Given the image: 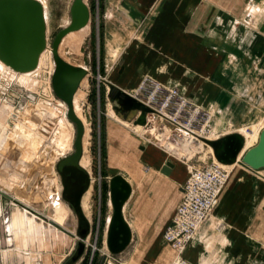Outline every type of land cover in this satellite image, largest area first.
Instances as JSON below:
<instances>
[{"label":"rangeland","instance_id":"1","mask_svg":"<svg viewBox=\"0 0 264 264\" xmlns=\"http://www.w3.org/2000/svg\"><path fill=\"white\" fill-rule=\"evenodd\" d=\"M36 1L41 4L46 17L45 51L48 58L28 81L5 79L0 75V190L6 188L7 192L4 194L7 197L2 200V216L11 213L9 202L18 207L19 202L32 208L41 205L38 211L35 210L36 214L46 218L52 209L51 202L60 201L70 209L77 228L72 208L60 197L61 184L55 171L56 162L74 152L76 127L67 117V107L53 96L50 87L53 70L51 42L55 34L69 24L73 0ZM162 1H156L148 16L141 18L137 32L133 33L129 19L122 15L127 9L119 7L115 0H85L90 22L85 29L67 35L59 47L63 60L87 71L73 104L84 125L81 163L92 178L90 192L83 199L91 230L85 250L75 264H222L228 255L223 246L229 237L237 240L230 256L236 257L234 259L240 260L241 264H264V249H258V172L264 175V169L256 174L239 165L225 169L226 179L216 196L215 206L202 225V231L195 234L194 241L189 240L183 250H176L168 241L169 244H165V233L173 226L179 200L170 223L164 222L163 225L145 223V212L142 215L135 205L137 197L144 194L147 178L149 186L146 190L155 183L151 181L153 171L160 174V168H152L147 159L161 165L170 162L173 165L171 171L177 168L183 179L179 198L190 171L206 168L216 161L204 142L205 145L188 142L183 136L177 139L174 127L152 115L147 116V119L150 116V122L147 121L144 127L123 122L114 114L107 98V83L117 85L120 79L131 78L134 86L122 89L136 93L144 81L145 88L134 96L143 101L149 97L155 84H159L161 89L155 104L160 105L172 93L171 106L181 107V120L193 118V129H197V133L204 131V137L212 135L208 132L217 125H221L214 131L218 132L215 133L216 137L219 134L218 138L226 136L228 130L236 133L237 129H242L244 139L252 142L251 147L256 143L253 138L258 129L264 128V0H245V8L231 20V31L240 36H201L204 41H199V47L194 49L200 62L199 72L171 73L163 79L162 74L147 71L128 73L125 67L128 53L139 55L141 59L144 52L148 55L158 52L150 47V36L141 35L147 28L148 18H156L153 13ZM118 28L122 30L121 34ZM230 43L232 49L239 52L237 54H242L241 58L251 62L247 68L235 67L240 57L232 50L231 55L237 62L231 65L232 71L223 72V45ZM188 45L190 47L189 40ZM209 58H214L216 72L207 71L208 65L213 69L214 64ZM111 126L118 131L114 141L110 140ZM151 128H154L153 135L144 133ZM64 139H71L70 147L66 149L61 146ZM112 165L117 167L113 169ZM113 173H118L130 185L131 194L123 216L130 230L136 232L129 246L118 255H111L105 249L106 222L112 212L108 181ZM224 192H227L225 199ZM46 207L50 210L46 211ZM2 216L0 249L5 250L7 235L3 232ZM155 227L159 228L158 232ZM75 237L76 230L69 240L57 239V242L42 245L38 264H65L76 250L78 239ZM36 245H31L32 253H37L39 247ZM3 256L7 254L0 253V264H21L15 259L19 258L17 255L8 259Z\"/></svg>","mask_w":264,"mask_h":264},{"label":"water","instance_id":"2","mask_svg":"<svg viewBox=\"0 0 264 264\" xmlns=\"http://www.w3.org/2000/svg\"><path fill=\"white\" fill-rule=\"evenodd\" d=\"M90 22V11L85 0H73L70 7V22L52 39L50 56L53 70L50 87L53 96L67 107V117L76 127L74 152L58 160L55 171L61 184L60 197L73 210L77 218L76 250L65 264H75L85 250V241L90 236V224L85 217L81 200L90 187V176L80 166L83 153L84 126L73 109V98L87 71L63 60L57 53L58 45L67 34L84 28ZM46 47L45 22L41 5L36 0H0V62L14 73H28L35 69L38 57ZM107 98L114 114L134 126L146 125V117L153 111L123 90L107 83ZM211 150L214 159L221 165L239 166L257 173L264 169V128L254 146L240 156L244 138L230 133L216 140L203 141ZM173 165L166 162L160 173L169 176ZM111 218L106 232V246L111 255L122 253L130 244L132 234L123 216L131 188L120 175L108 181ZM106 264V263H104Z\"/></svg>","mask_w":264,"mask_h":264},{"label":"crops","instance_id":"3","mask_svg":"<svg viewBox=\"0 0 264 264\" xmlns=\"http://www.w3.org/2000/svg\"><path fill=\"white\" fill-rule=\"evenodd\" d=\"M115 1L119 7L127 9V12L123 11L122 15L129 19L130 28L134 33L137 32L138 26H140L141 18L144 19L148 16L149 11H151L152 6L155 5L157 0ZM244 8L245 0H163L159 8L153 13V16H156V18H148L149 22L147 28L144 34L141 35L150 36V47L158 49V52L154 51V53H150L149 55L147 52H144L141 59L139 55L134 56V54L128 53L126 56V72L137 74L147 71L153 74H162V79L166 78L165 75H170L171 73L181 74L185 72H199L198 65L200 62L198 60V53L195 54L194 49L199 47V41H204L201 36H240L234 33L235 31H231L230 23L231 20L235 18L234 16H238ZM117 30L121 34V29L118 28ZM188 40L190 42V47L189 45L186 46ZM232 48L231 43L228 46L223 45V51L226 55V57L223 55V70H225L223 72H226V70L232 71L233 67L231 65H235L237 62L235 61L236 59H234V55H231L232 50L234 51L233 54L240 57L235 67L247 68L251 63L241 58L242 54H237L239 53L237 49ZM135 49L137 50L136 46ZM129 57L132 58V63ZM209 59L214 63V58ZM1 66L2 65H0V67ZM215 66L217 65L214 63L212 69L211 65H208L207 71L216 72L218 69H215ZM0 73L4 76L7 71L5 68L3 71L0 69ZM27 76L28 75H26V77ZM15 78L17 81H23L22 79L25 77L17 75ZM131 80V78L128 80L120 79L118 83L120 85H112L121 90H123L122 88H131L134 86ZM124 82L126 84H124ZM129 94L131 95V93ZM110 132V140L114 141L116 139L115 136L118 135V131L111 126ZM146 162L156 170L157 168L161 169L163 165H161V163H153L150 159H147ZM116 167V165H112L113 169ZM153 174L154 176L151 181L155 183L151 188L146 190L149 183L147 182V178L144 183V191L142 190L144 194L141 197H137L135 205L140 208L142 215L144 214L143 212H145L143 215L144 217H142L146 218L145 223L148 225H163L164 222L169 224L175 210L176 202L180 199L179 191L183 179L176 167L172 169L169 176H164L161 173L158 174V172L155 171H153ZM115 175H118V173H113L112 176ZM112 176H110V178ZM258 178L260 179V182H258V242H260V244H258L260 245L258 249H264V175L258 172ZM147 192L152 195L146 194ZM226 193L223 194L224 199ZM59 228L64 230L62 225H60ZM158 229V227H155V232H158ZM130 231L132 234V241V239L135 238L134 233L136 232L132 229ZM233 238L229 237L223 246L224 251L226 250L228 255H225L226 257L223 258L222 264H241L240 260L234 259L236 257L233 258L230 256L237 242V240ZM156 239H158V237ZM262 253L264 254V252Z\"/></svg>","mask_w":264,"mask_h":264},{"label":"bare ground","instance_id":"4","mask_svg":"<svg viewBox=\"0 0 264 264\" xmlns=\"http://www.w3.org/2000/svg\"><path fill=\"white\" fill-rule=\"evenodd\" d=\"M41 8H42V6H41ZM42 10H43V8H42ZM43 18H44V12H43ZM45 19H46V17L44 18V22H45ZM86 26L80 30L85 29ZM80 30H78V31H80ZM75 32H77V31H75ZM72 33H74V32H72ZM72 33H69L67 35H70ZM65 37H63L61 39V41L58 45V48H57V53L60 57H61V55L59 54V47H60V44ZM44 51H45V49L43 50V52ZM43 52H41V54L38 57L37 65L35 67V69L36 68L37 69L36 70L34 69L35 70V71L33 70L34 72L31 71V73L30 72L23 73V74L14 73L12 70H10L8 67L4 66L0 62V65H2L7 71L6 75H4L5 79L11 80V79L15 78L17 75H19V76L25 77L24 79H22L23 81H25V80L28 81L30 78L34 77L36 75V73L39 71V69H40L39 67L43 64L44 59L48 58L47 57V51H45L44 53ZM2 66L0 67L1 71L4 70V68ZM0 75H1V73H0ZM26 75H28V76L26 77ZM83 80L80 83L78 90L80 89V87L83 83ZM23 81H21V82H23ZM144 88H145L144 81H142L137 92L131 93L132 97L138 95L139 91H141ZM160 89L161 88H160L159 84L156 83L154 86V89H152L151 93L149 94V97L145 101H142V103H144L145 105H149V103H151L155 99L156 94L158 93V91ZM78 90L76 91V93L78 92ZM76 93H75L74 97L76 96ZM127 94H129V93H127ZM74 99L75 98H73V101H75ZM164 107H165V102L161 103L158 108L156 107L157 109L155 108L157 111H155L156 113L153 114L152 116L158 118L160 121H168L169 123H172V124L175 123L176 124V116H174V115H173V117L167 116V114L165 113V111L163 109ZM73 109H74V104H73ZM75 114H76V112H75ZM76 116L79 118V116L77 114H76ZM150 116L148 119L146 117V124L148 122H150V120H149ZM80 121L82 122L81 119H80ZM192 121H193V118H191L187 122V124H185V125L184 124H181V125L177 124V131L175 132L176 133L175 136L177 137V139H181L183 136L185 138L187 137L186 140L188 139L187 140L188 142L189 141L190 142L196 141V142L201 144V143H203L204 140H208V141L216 140L219 137V134L216 137V134L218 132H214V131H216V129L219 130L221 128V125H217L216 127H214L212 132H208V133H212V135H207V137L206 136L204 137V134H203L204 131H203V133L202 132L197 133L196 132V131H198L197 129L194 130L191 128L190 123H192ZM123 122H126V121H123ZM63 123H65V121ZM82 124H83V122H82ZM157 124H158V122H157ZM139 127H142V126H139ZM262 129H263L262 126L258 129L255 137L253 138L254 142H257L259 133L261 132ZM228 131L229 132L227 134L235 132L232 130H228ZM144 133L147 135H153L154 134V128H151L150 130H145ZM236 133L240 134L243 138L245 136L242 129H237ZM220 135H225V134H220ZM183 141H185V140H183ZM70 143H71V139H64V141L61 142V146L63 149H66L67 147H70ZM251 143L252 142H250L247 138L244 139V148H243L240 156H242V154L245 151H247L249 148L252 147V146L250 147ZM209 150H210V152L212 151L210 148H209ZM82 156H83V153H82ZM81 160H82V158H81ZM81 160H80V166L87 171V169L84 166H82ZM235 165H237V164H234L231 166H224V165L219 164L218 162L217 163L215 162V163L209 164L206 167L207 170H210L209 172L206 170H203V169H194V170L190 171L189 176H188L187 180L185 181V183L182 187L183 192H184V188H186L187 183L190 184V186L187 189L185 194H183V192H182L181 197L179 199V202L177 204L176 210H175V214H174V219H175L176 212L179 208L180 203H184V205H185V206H183L184 210L181 212L182 215L179 218L181 219V223H180L181 230L186 229V230L190 231V233L187 236H184L185 239H188L186 244L191 239H193L192 240V242H193L195 239L194 235L199 233L200 231H202V227H203L202 225H204L205 221L207 220V216L206 217L202 216L201 209L204 206V204L206 203V201L210 200L209 193L213 194V196L216 195V192L218 190L216 189L214 184L221 186L226 179V170L225 169L231 168ZM23 167H25V166H23ZM19 171L21 172V170H19ZM13 176H14V174H12V177ZM210 176L214 177V179L212 180L210 178ZM14 178H12V180H14ZM16 183H17V181H16ZM91 185H92V178L90 177V187H91ZM90 187L86 191V193L83 195L82 200H81V208H82L83 213H84V209L85 210L87 209L86 206H84V204H83V199H84V196L89 192ZM11 192H13V191H11ZM4 194H7L6 188L0 190V217L3 215L2 210H1L2 205H3L2 200H3V198L7 197ZM15 196H17V195H15ZM54 197H56V195H54ZM29 199H31V197H29ZM214 199L215 198H212L211 201H213ZM128 201L126 202V204L128 203ZM17 203L20 205L19 207L17 206V204H13L12 202H9V206H11L10 207L11 213L6 217L2 216L3 217L2 220H4V222L2 223L3 232H5L7 235V239H6L7 242H5L6 249L5 250L0 249V253L2 255L7 254V256H5L6 258L3 256L5 259L13 258L12 257L13 255H17V256H19V258H15V259H17V261L20 262L21 264H35L40 259V256L38 255V253L40 252L39 249L41 248L42 245H45V243H46V245H48L49 243H51V241L57 242V239L61 240V241H63L62 240L63 238L69 240L70 235H74L75 230H76V223H74L75 220L72 216L70 209L67 208L65 205H63L60 201H59V203L57 201L56 204L54 202L53 203L51 202V205H50L52 208L51 210L49 209V207H46V209H45L46 211L50 210V212H47L46 218L41 217V216L36 214V211H38L37 208L40 207L41 205H38L37 208H32V207L28 206L27 204L24 205V204H20L19 202H17ZM109 203H110V201H109ZM126 204L124 205V207L126 206ZM109 206L111 209V204H109ZM87 214H90V211H88ZM123 214H124V208H123ZM84 215L87 218L85 213H84ZM110 218H111V216H109V218L106 222V232H107V227H108ZM124 219H125V217H124ZM126 223H127V221H126ZM57 225L58 226L62 225L64 230L57 227ZM128 226H129V224H128ZM174 238H176V236H175V234L172 233L170 236L171 241H173ZM75 239H76V237H75ZM86 241H85V243H86ZM176 241H177V243H176L175 247L178 248V250H183L184 247L186 246L182 243L183 241L179 242L178 239ZM165 242H166L165 244H169V243H167L166 240H165ZM33 243H34V245H33ZM35 244H37L36 246H38L39 248L37 247L38 248L37 253L36 252L32 253L30 247L35 246ZM170 245H172V244H170ZM207 245H208V243H207ZM207 245H206V248L209 246V245L208 246ZM105 249L108 250L106 244H105ZM45 253H47V252H45Z\"/></svg>","mask_w":264,"mask_h":264},{"label":"built area","instance_id":"5","mask_svg":"<svg viewBox=\"0 0 264 264\" xmlns=\"http://www.w3.org/2000/svg\"><path fill=\"white\" fill-rule=\"evenodd\" d=\"M52 73V72H51ZM51 75V74H50ZM48 77H49V74H48ZM157 95V94H156ZM137 96V95H136ZM172 97H173V95H172V93H170L169 95H168V97L164 100V101H162L161 103H164L165 102V107L163 108L164 109V111H165V113L167 114V116H169V117H173V115L174 116H176V124L174 123V124H172V123H169L168 121H165L167 124H170L172 127H174V129H175V131H177V124H187V122L188 121H183V120H181V117H180V114H181V107H175V106H171V99H172ZM156 98V97H155ZM139 102L141 101V103H142V101L143 100H138ZM155 99L151 102V103H149V105H146L147 107H149L152 111H153V113H151V114H148V115H153V114H155L156 112L155 111H157L156 109L159 107V105H157V104H155ZM160 103V104H161ZM144 104V103H143ZM3 105V104H2ZM145 105V104H144ZM157 107V108H156ZM156 108V109H155ZM179 111V112H178ZM147 115V116H148ZM192 123H193V121H192ZM192 123H190V126H191V128L193 129V124ZM203 170H206V171H210V170H207V168H203ZM209 176V175H208ZM210 178L213 180L214 179V177H212V176H210ZM215 185V187H216V189L218 190L217 192H216V195H217V193H219L220 191H221V187H223L222 185L220 186V185H217V184H214ZM189 186H190V184H188L187 183V185H186V188H184V192H183V194H185L186 193V191H187V189L189 188ZM216 195H214L213 196V194H211V193H209V197H210V200L209 201H206V203L204 204V206L202 207V209H201V212H202V216H204V217H206V216H208V214L211 212V209L215 206V202H216ZM212 198H215L213 201H211L212 200ZM183 206H185L184 205V203H180V205H179V208H178V210H177V212H176V217H175V219L173 220V226L172 227H169L168 228V230L166 231V233H165V240L166 241H168L170 244H172V246L176 249V250H178V248H176L175 246H176V243H177V239H178V241L180 242V241H183L182 243L184 244V245H186V242H187V240L188 239H185V237L184 236H187L189 233H190V231H188V230H186V229H182L181 230V227H180V223H181V219L179 218L182 214H181V212L184 210V208H183ZM175 234V236H176V238H174L173 239V241H171V239H170V236H171V234ZM180 246V245H179ZM0 260H2V259H0ZM4 264V263H3ZM35 264H38V262L37 263H35Z\"/></svg>","mask_w":264,"mask_h":264}]
</instances>
